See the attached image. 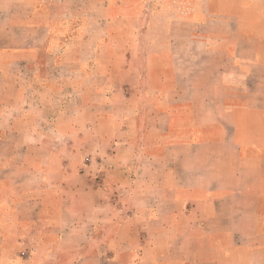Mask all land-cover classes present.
<instances>
[{"label": "crops", "instance_id": "0c3cea01", "mask_svg": "<svg viewBox=\"0 0 264 264\" xmlns=\"http://www.w3.org/2000/svg\"><path fill=\"white\" fill-rule=\"evenodd\" d=\"M55 2L0 0V264H264V0L143 62Z\"/></svg>", "mask_w": 264, "mask_h": 264}, {"label": "rangeland", "instance_id": "374dc122", "mask_svg": "<svg viewBox=\"0 0 264 264\" xmlns=\"http://www.w3.org/2000/svg\"><path fill=\"white\" fill-rule=\"evenodd\" d=\"M199 0H58L51 4L53 15L67 18L93 16L94 26L103 30H114L116 41L126 48L137 49L142 62L164 49L166 43L193 44L194 27H200L194 20ZM204 7L207 3H202ZM211 21V20H210ZM209 22V21H208ZM212 27V22L209 23ZM171 32V33H169ZM180 38L182 40L180 41ZM179 44V43H178ZM123 51V49H122ZM102 57H108L106 50ZM89 161V158H85Z\"/></svg>", "mask_w": 264, "mask_h": 264}]
</instances>
